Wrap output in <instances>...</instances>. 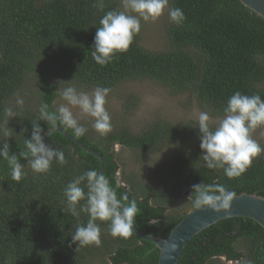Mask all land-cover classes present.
<instances>
[{
	"label": "trees",
	"instance_id": "16d2710c",
	"mask_svg": "<svg viewBox=\"0 0 264 264\" xmlns=\"http://www.w3.org/2000/svg\"><path fill=\"white\" fill-rule=\"evenodd\" d=\"M97 2L0 0V143H8L10 154L16 152L27 173L16 182L8 165L0 175V264H88L93 257L101 264L158 261L159 251L152 242L135 234L127 239L113 237L108 222L97 221L102 246L77 248L71 243L77 224L86 223L87 215L81 213L77 220L67 212L63 190L74 177L98 169L95 156L57 131L44 142L63 151L67 165L54 161L48 173L37 174L22 157L25 151L18 152L31 138L33 123L43 131L53 126L39 120L38 109L44 102L50 111L55 110L58 85L50 80L54 72L82 88L108 87L110 94L126 80L148 78L174 93L194 97L210 114H224L228 98L236 91L258 93L264 99V20L239 0H169V8H181L186 20L176 25L166 12L163 32L167 48L147 50L136 36L126 53L117 54L103 67L92 57L96 29L107 11L121 9L116 0H103V11H99ZM29 78L33 79L34 92L25 83ZM17 94L23 98L22 107L11 103ZM132 99L133 95L122 99L124 113L134 104ZM7 108L12 109L13 117L5 114ZM67 132L74 136L72 130ZM178 134L182 138L200 135L189 125L154 119L137 133L119 125L106 137L97 134L90 138L86 133L76 138L102 154L103 174L117 196L126 194L137 202L140 212L136 228L145 233L165 237L196 208L191 195L196 184H219L234 194L255 192L264 196V154L240 177L229 179L223 170L205 166L201 148L196 145L179 150L164 163L156 188L133 179L120 184L115 144L151 152L164 142L177 140ZM5 163L0 158V173ZM181 194L187 199L178 208ZM220 257L232 264H264V229L245 217L221 219L187 241L177 264H222Z\"/></svg>",
	"mask_w": 264,
	"mask_h": 264
},
{
	"label": "clouds",
	"instance_id": "9594fccd",
	"mask_svg": "<svg viewBox=\"0 0 264 264\" xmlns=\"http://www.w3.org/2000/svg\"><path fill=\"white\" fill-rule=\"evenodd\" d=\"M95 7L103 11V0H98ZM166 10L172 23L183 25L186 20L183 10L169 8V0H122V10L107 11L99 21L92 47L93 60L101 67L112 63L117 54L129 50L141 31L142 21L156 22ZM110 91L108 87L98 86L89 94L69 85L61 92L65 103L55 110L50 111L49 104L41 102L39 120L53 126L62 125L66 131L72 130L75 137H81L88 129L72 111L78 108L81 115L92 118V128L99 136L106 137L113 131L112 118L105 107ZM23 103V98L17 94L16 105L22 107ZM223 111L224 116L218 119L215 127L210 123L208 111L199 113L200 148L208 169L223 170L227 178L233 179L244 174L253 161L264 154V146L253 136L256 129L264 128V99L258 93L247 95L236 91L228 98ZM5 114L10 118L14 116L11 108L5 109ZM42 132L37 122L32 124L31 138L25 140L27 151L22 156L37 174L48 173L54 161L60 166L68 164L63 151L44 142ZM0 158L11 167L14 181L20 182L26 177L24 165L18 162L16 155L10 154L7 142L0 143ZM193 194L195 207L207 206L217 212L229 208L234 196L223 185L203 183L192 186ZM63 196L71 216L79 220L81 213L87 215L86 223H78L71 235V243L77 248L102 246L101 228L97 221L108 222L113 237L127 239L134 234L136 217L140 212L137 202L129 200L126 194L118 197L109 179L96 169L74 177L64 188ZM171 247L175 249V245Z\"/></svg>",
	"mask_w": 264,
	"mask_h": 264
},
{
	"label": "rangeland",
	"instance_id": "374dc122",
	"mask_svg": "<svg viewBox=\"0 0 264 264\" xmlns=\"http://www.w3.org/2000/svg\"><path fill=\"white\" fill-rule=\"evenodd\" d=\"M116 1L122 10V0ZM166 12L167 10L156 22H141V31L137 36L143 48L152 51H163L167 48L168 42L163 32L167 23ZM50 80L58 85L57 95L53 101L54 108H57L61 103H65L61 99V92L69 85H74L78 90L89 94L94 90L93 88H82L58 72H54L50 76ZM25 83L28 90L34 92L33 79L29 78ZM119 93L122 94L120 95L121 97H119ZM130 95H133V99L130 102L134 104L128 112L124 113L122 110V99ZM16 98L11 100L13 105H16ZM32 100L35 103V99ZM105 107L111 115L113 131L119 125H125L134 133L141 132L154 119H163L178 125H189L193 130H199L197 127L198 115L201 111H204L197 104L194 97L184 93H174L166 86L148 78L126 80L118 84L114 87L111 94L109 93ZM72 111L80 123L88 129V136L90 138L97 137L98 133L92 128V118L81 115L78 108H73ZM223 116L224 114L219 113L210 114L211 125H215L218 119L223 118ZM195 134L185 138L178 134L177 140L170 143L164 142L151 152L148 150L143 152L142 150L130 149L115 144L113 150L118 165L116 172L118 181L120 184H127V181L133 179L144 186L152 189L156 188L155 184L160 180L164 163L173 154L192 145L200 148V139L199 137H194ZM253 136L260 144H263L264 128L256 129ZM201 152L203 153L202 149ZM181 195L177 205L178 208L185 205V199H187V196ZM220 260L222 264H232L231 261H226L224 257H220ZM88 264L101 263L98 257H93L88 260Z\"/></svg>",
	"mask_w": 264,
	"mask_h": 264
},
{
	"label": "water",
	"instance_id": "95a60500",
	"mask_svg": "<svg viewBox=\"0 0 264 264\" xmlns=\"http://www.w3.org/2000/svg\"><path fill=\"white\" fill-rule=\"evenodd\" d=\"M239 1L243 6L247 7L264 20V0ZM54 131L62 133L81 149L95 156L98 160L97 171L103 173V156L98 150L82 143L59 125L49 127L43 131V139ZM23 151H27V149L24 148L18 152ZM15 154L16 152L12 155ZM7 166L8 164L6 161L0 175L5 171ZM229 217L249 218L257 222L264 229V196L255 192H240L234 194L230 207L221 209L218 212L210 210L207 206L193 208L179 220L165 237L155 236L152 233H145L136 227L133 231L136 236L152 242L158 248L159 257L157 264H177L182 249L192 236L209 225ZM172 245H175V249L171 247Z\"/></svg>",
	"mask_w": 264,
	"mask_h": 264
}]
</instances>
